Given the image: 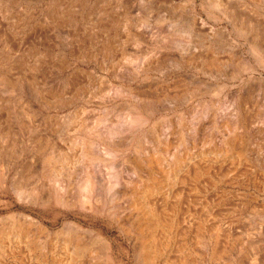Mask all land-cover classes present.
Masks as SVG:
<instances>
[{
    "label": "bare ground",
    "instance_id": "bare-ground-1",
    "mask_svg": "<svg viewBox=\"0 0 264 264\" xmlns=\"http://www.w3.org/2000/svg\"><path fill=\"white\" fill-rule=\"evenodd\" d=\"M86 1L51 0L46 6L45 16L56 26L67 24L74 27L81 26L85 40L97 34L105 40L113 39L122 21L126 23L129 21L126 13L119 15L114 11L99 8L97 18L99 21L96 24L90 19L88 13L76 9L79 4L81 7ZM140 1L166 5L169 10H174L177 4L174 0ZM186 1L193 6V0ZM233 1H209V5L218 12L216 18H223L226 26L222 27V30L209 26L207 30L210 32L217 30L228 36L231 32L245 36L249 44V55L244 56L240 63L234 66L235 71L232 75L247 72L248 78H253L256 70L254 63H259L264 53V23L261 20V24L258 19L260 17H257L253 8L251 9L248 5V1L253 0ZM196 22L195 18H192L189 24L185 21L184 26L172 28L171 31H167L170 33L165 35L158 27H156L157 31H151L148 28V32L154 34L153 38L156 37V42L155 38L153 39L156 48L177 49L173 60L177 67L183 68L193 65L197 59V56L191 54L199 48L197 42L199 39H195V36L200 37L206 33L207 24L202 19ZM131 26L135 27L136 24ZM74 32L72 35L76 37L75 42L79 44L82 38L79 40L78 32L76 30ZM9 37L8 35L3 42L6 48L12 50L10 45L12 41L10 42ZM72 45L71 47L65 45V47L70 48L71 55H76V59L81 58L79 48ZM113 49L111 46L103 48L106 52ZM237 52H240L239 48ZM130 56H122L114 62L110 71L114 78L128 82L130 86L125 87L123 84L114 85L108 82L105 86L94 89H91V77L81 76L77 70L71 71L65 77L61 82L62 87L60 83L48 88L39 87L36 85L37 80L33 74L30 76V72L44 71L40 69V67L44 68L41 59L34 58L32 63H27L24 61L27 60L26 58L20 57L11 61L5 60L3 70L0 71V84L7 86L8 89L22 88L24 84L33 88L36 92L35 100L39 102L40 107L55 108L85 97L110 100L112 107L106 110L104 117L94 116L93 113L94 119L90 121L76 120L78 113L63 118H56L57 115L50 114L44 117L48 136L59 138L70 135L72 136L71 146L68 147V153H63L62 149L55 148L51 141L33 138L36 152L28 160H23L22 169L14 174L11 184L17 200L22 202L25 208L0 217V249H3V252L8 251L5 254L6 257L0 256L2 264H10V262L14 264H83L81 260L85 257L90 245L100 243L106 247L112 246L110 240L101 232L110 229H116L124 234L130 231L137 232L139 240L137 259L143 264H154L159 248L158 231L168 232L166 246H170L173 251L175 231H239L243 228L235 224L225 226L222 225L223 223L209 224L207 221L210 219L205 220L201 217L196 221L193 217H196L198 211L214 213L213 210H215L217 212L215 216L222 215V208H218L222 204L221 200H211L214 202L212 204L206 199L198 202L201 199L198 193H205L201 180L210 174L215 164L225 159H230L234 164L235 159L244 157L264 176V154L259 155L250 147L251 139L254 136L258 137L259 130L250 124V119H245L247 114L244 100L249 96V92L245 95L237 91L231 97L229 114L225 115L227 119L219 121L222 122L221 127L225 134L222 135L217 146L208 150L197 148L194 144L195 139L198 135H204L211 105L183 109L177 113L173 110L172 118L167 117L166 113L176 104L180 105L183 100L190 98L191 92L182 87L180 90L176 88L177 93L170 94L168 85L163 84L164 86L160 87V95L148 94V89L144 88L146 83L144 84L143 79L139 77L152 69H157L158 62L148 61L147 57L143 56L144 61L134 64L135 70H129L120 63L121 60L132 62L133 59L139 58V55ZM169 57L163 58L165 61L168 59L171 61L172 58ZM203 63L207 69L219 68L215 58L205 59ZM55 64L60 71L70 67L67 59L62 57ZM15 69L18 76L13 72ZM178 77V81H183L182 75L178 74ZM104 82L107 80L105 79ZM7 88L5 89L8 92ZM65 92L70 94L68 101H65L63 97ZM123 95H127L133 101L127 112L120 111L122 106L117 102V98ZM213 109L217 108L213 107ZM16 110L17 105L11 101L0 100V191L3 183L7 181L5 177L9 171L7 170L9 162L18 157L10 141L13 136V134L10 135L11 119L13 115L16 116ZM23 111L19 109L17 113L27 114ZM30 111L33 112L32 109ZM159 111L167 112H163L166 115L162 119L163 123L156 126L153 117ZM88 112L86 108L80 111L81 114ZM217 112L220 111L216 110ZM254 118L256 119V115ZM21 127H25L24 123ZM48 136L46 137L50 138ZM147 143L149 145L146 147ZM76 146L80 147V153L74 151ZM181 147L184 148L183 152L181 150L182 153H180ZM40 154H43L42 173H38L33 184L28 185L29 183L26 182L31 175L32 166L37 163L41 157ZM76 164L81 167L80 172L77 173L74 171ZM1 202L0 200V204ZM5 204L7 207L10 206L8 202ZM197 204H199L198 208ZM239 208H247V204H242ZM68 215L79 220L69 218ZM60 219L61 222H59ZM180 221L184 224L182 225ZM3 239L7 241L6 249ZM185 243L181 244L188 250V245ZM8 257L12 259L9 260ZM96 257L102 264L116 263V258L108 252L96 256L89 255L88 262L93 264Z\"/></svg>",
    "mask_w": 264,
    "mask_h": 264
},
{
    "label": "rangeland",
    "instance_id": "rangeland-1",
    "mask_svg": "<svg viewBox=\"0 0 264 264\" xmlns=\"http://www.w3.org/2000/svg\"><path fill=\"white\" fill-rule=\"evenodd\" d=\"M174 1L177 3L174 7L175 11L169 10L166 5L162 6L158 3L140 0H87L81 7H79L80 4L78 2L79 6L76 9L88 13L90 19L92 21L94 20L96 24L99 21L97 20L99 8L114 11L119 15L126 13L129 17L127 23L122 21L113 39L105 40L101 35L99 36L97 34L85 40L83 38L84 30L80 29L81 26L74 27L68 24L65 26H56L50 22L45 14L46 6L51 0H0V71L3 70L6 59L11 61L20 57L26 58L27 60L24 61L27 63H32L34 58L37 60L38 57L44 65V68L40 67V69L44 71H32L30 72V76L33 74L35 80H37L36 85L39 87L43 86L44 88H48L57 83H60L62 87L63 83L61 82L73 70H77L81 76L91 77V89L98 88L99 86L103 87L108 82L114 85L123 84L125 87H128L130 86L128 82H122L110 74L112 65L121 59L122 56L131 55L134 57L139 55L138 59H133L135 62L121 60L120 63L124 64L129 70H135L134 64H137V62L141 63L144 61V57H147L148 61L158 62L157 69H152L147 73L141 74L139 77L143 79L144 84L146 83L144 88L148 89V94L154 96L160 95V87L164 85H168L170 94L177 93L176 91L182 87L191 92L190 98L183 100L180 105L176 104L168 112L163 111L167 112V117L172 118L173 115L171 114L173 110L174 113H177L183 109L201 108L206 104L207 106L211 105L209 107V116L206 122L207 128L204 131V135H198L195 139L194 144H196L197 148L208 150L217 146L222 135L225 134L224 129L221 127L222 122L219 121H224L223 119L227 117L225 115L229 114L231 97L237 91L245 95L249 92V96L244 100L245 113L247 114L245 115V119H250L249 121L251 123H249L259 130L258 137H252L250 147L259 155L264 154V53L261 55L259 63H254L256 65L255 77L248 78L247 72H239L237 73L238 75L233 76L232 72L235 71L234 66L238 65L244 56L248 57L247 55H249V44L244 38L245 36L235 32H231L230 36H228L217 31L226 26V22L223 18H216L218 12L209 5V1L211 0H193V6L186 0ZM228 1L234 2L233 0ZM248 5L251 9L253 8L252 10L256 13V16L260 17L258 19L261 24L262 21L264 23V0L248 1ZM5 14L6 16H4ZM192 18H195V22L202 19L207 24L205 28L206 33H203L200 37L195 36V39H199L197 41L199 48L191 52V54L197 56L194 64L183 68L177 67L173 60L177 49L171 48L168 50V48H156V44L154 45L156 37L154 36L155 39L153 38L154 34L152 35L148 32V28L151 31H157L156 27H158L162 30L161 33L165 35L169 34L170 32L167 31H171L172 28L184 26L185 21L189 24ZM176 22L178 23L175 24ZM133 24H136V26H131ZM209 26L217 30L210 32L207 30ZM75 30L78 32L77 38L79 40L82 38L79 44L75 42L76 37L72 35L75 33ZM8 35L10 36V42L12 41L10 43L12 50L4 46L3 41ZM149 35L151 36L149 37ZM71 44L79 48L81 58L76 59V55H71L70 48H68L71 47ZM65 45H68V47H65ZM107 46L108 48L111 46L114 49L106 52L103 48H107ZM238 48L240 52H237ZM165 56H170L172 58L171 61H168L169 59L165 61L163 58ZM60 57L67 59L70 63L69 68L61 71L58 70L55 63ZM208 58H215L217 60L219 65L217 70L207 69L204 66L203 61ZM139 59L141 60L138 61ZM13 72L18 76L16 69ZM178 74L182 75L183 81H178ZM105 79L107 82H104ZM4 87L7 88V86L0 84V100L6 99L17 105L16 116L13 115L11 119L10 129H12L10 130V135L12 136L13 134V136H10V141L13 143L12 147L18 157L15 160L12 159L9 162V166H7V170H9L5 177L7 181L3 183V188L0 191V200L2 201L0 204V217L7 216L10 212L21 211L25 208L22 202L17 200L13 192V185L11 184L14 174L22 169L21 164L23 165V160H28L36 152L34 147L35 143L33 142L34 137L46 139L48 142L51 141L53 146L59 150L62 149L61 151L63 153H68L69 151L68 147L71 146L72 136L63 135L59 138L56 136H48L44 125L45 116L50 114L57 115L56 118H63L67 116L71 117L75 113H78L76 120L82 121L86 119L90 121L94 119L92 117L94 114V116L104 117L106 110L112 107L110 100L97 97H85L84 99H77L68 105L64 104L55 108H43L35 100L36 92L33 88L27 87L24 84L22 88H7V92ZM69 96L70 94L67 92L63 94L65 101H68ZM126 96L123 95L117 98L118 104L122 106L120 110L122 112H127V109L131 107L130 103L133 102L130 97ZM114 105H116L115 102ZM81 107L86 108L89 112L81 114ZM213 107L217 109H213ZM218 108H222V110ZM19 109L24 110L23 112H27V114H18L17 111ZM216 110L220 112L216 113ZM163 112L159 111L154 114L153 119L156 122V126L163 123L162 119L166 116ZM255 115L257 120L254 118ZM159 119L161 120L159 121ZM23 123L25 127H21ZM95 141L98 140L95 139ZM175 141H177V138H175ZM148 145L147 143L146 147ZM78 147H74V151L80 153V147ZM183 149L181 147L180 153L183 152ZM40 156L37 163L32 166L28 182L24 180L27 184L29 183L28 185H32L35 177L42 173L43 154H40ZM233 162L234 164L230 159H225L221 163L215 164L211 168L210 174L204 178L205 180H201V185L205 187V193H198L201 198L198 200L199 203L202 199L208 200L209 203L211 200H221L222 204L218 208H222V215L215 216L217 213L215 210H213L214 213L210 211H198L195 215L196 217H193V219L196 218L197 221L202 217L205 220L210 219L207 221L209 224L223 223L222 225L224 226L235 224L237 226L239 225V228L243 227L240 229L241 231H175L173 251H171L170 246H166L168 232L158 231L157 244L159 248L157 250V260L154 264H264V208H262L264 206V176L258 170H255L252 163L247 159L245 160L244 157L235 159ZM80 169V165L76 164L74 171L77 173L80 172ZM7 202L10 205L8 207L5 204ZM245 203L247 204V208L240 209V205ZM196 206L198 208L199 204ZM67 217L79 220V218L73 217L72 215H68ZM59 222H61V219ZM181 224H184L183 221ZM101 232L110 240L112 246L106 247L100 243L90 245L84 255L85 257L81 260L83 264H90L88 262L89 255L96 256L102 253L106 254L107 252L116 258V263L114 264H143L136 256L137 246L139 245L137 232L130 231L128 234H124L116 229ZM2 241L5 243L6 249L8 247L7 241L6 239ZM184 242L188 245V250L181 244ZM1 245L3 246L2 243ZM7 252H3V249H0V256L4 255L3 257H6L7 255L5 254ZM8 258L9 260L12 259L11 257ZM99 260L97 258L93 261V264L96 262L102 264ZM0 264L2 263L0 262ZM10 264L14 263L10 262Z\"/></svg>",
    "mask_w": 264,
    "mask_h": 264
}]
</instances>
